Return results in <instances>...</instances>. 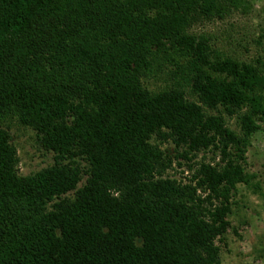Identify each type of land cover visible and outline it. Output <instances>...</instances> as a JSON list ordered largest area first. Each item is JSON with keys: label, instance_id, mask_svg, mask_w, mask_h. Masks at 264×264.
<instances>
[{"label": "trees", "instance_id": "1", "mask_svg": "<svg viewBox=\"0 0 264 264\" xmlns=\"http://www.w3.org/2000/svg\"><path fill=\"white\" fill-rule=\"evenodd\" d=\"M242 4L0 0V264H223L264 63L193 29ZM11 122L53 165L20 175Z\"/></svg>", "mask_w": 264, "mask_h": 264}, {"label": "rangeland", "instance_id": "2", "mask_svg": "<svg viewBox=\"0 0 264 264\" xmlns=\"http://www.w3.org/2000/svg\"><path fill=\"white\" fill-rule=\"evenodd\" d=\"M242 3L243 8L232 10L226 20L205 22L193 32L208 35L216 49L241 62L264 63V0H242ZM227 122L231 130L241 135L235 120ZM260 126V132L249 140L245 164L247 172L257 177L260 192L238 186L229 219L231 229L222 242L217 243L223 264H264V123ZM6 127L18 151L20 175L29 176L53 165V155L38 145L33 130L23 128L17 122L7 123ZM163 149L172 153L175 147L165 144ZM170 175L175 176V171ZM177 178L180 177L177 175Z\"/></svg>", "mask_w": 264, "mask_h": 264}]
</instances>
